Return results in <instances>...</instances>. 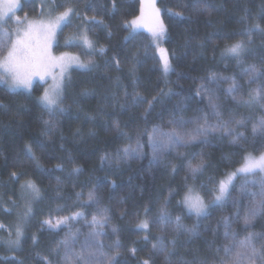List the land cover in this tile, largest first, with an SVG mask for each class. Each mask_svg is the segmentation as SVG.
<instances>
[{
	"label": "trees",
	"instance_id": "obj_1",
	"mask_svg": "<svg viewBox=\"0 0 264 264\" xmlns=\"http://www.w3.org/2000/svg\"><path fill=\"white\" fill-rule=\"evenodd\" d=\"M143 1L53 0L55 7L72 8L75 13L59 29L55 49L75 51L91 63L87 69L69 70L59 104L63 112L57 108L50 114L40 103L43 85L38 82L28 91H10L0 84V264H45L46 260L64 264L63 247L59 254L53 250L67 238L69 228L51 231L42 222H55L77 212L83 213V218L70 221L71 231L76 233L73 249L103 251L106 257L112 256L118 238L120 254L114 264H143L145 260L149 264H220L221 257L231 264L243 250L248 233L264 235V215L258 216L250 228L243 226L252 201L260 197L242 192L241 186L245 179L255 180L256 184L247 185V191L259 193V180L264 177L260 172L234 176L227 201L212 208L207 217L197 220L178 204L189 186L209 200L223 176L235 172L246 156L264 150V135H252L253 126L264 118V100L244 104L233 99H247L251 89L264 84V75L249 84L243 71L249 65L264 68V32L245 34L257 25L264 29V0H153L148 20L157 16V22L163 25L160 43L172 68L167 74L162 70L150 26L143 28L146 20L139 19ZM20 3L22 8L16 16L38 13L37 0ZM170 13H182L183 18ZM85 17L102 23L86 22ZM133 19L143 30L131 31L126 26ZM85 35L91 48L81 39ZM249 36L252 43L239 59L224 54L225 48L234 43H247ZM70 37L75 39L66 43ZM6 48L0 47V56ZM211 74L235 77L241 88L228 95L225 89L231 81H211ZM202 85L208 92L197 95ZM169 90L172 94H167ZM137 93L143 102L133 103ZM153 97L157 99L149 108ZM210 99L220 105L223 119L234 116L244 120V126L236 131L244 133L246 139L233 143L230 136L217 134L201 138L206 143L187 147L161 151L156 145L158 161L154 162L150 141L153 129L167 131L176 127L170 121H197L205 115L215 123ZM45 120L55 126L49 128ZM116 122L120 132L114 127ZM194 127L196 123H188L178 130L189 132ZM125 147L138 149L140 155L125 158ZM201 158L205 167L193 178L189 167ZM76 168L80 171L75 172ZM26 181L37 186L39 198L33 199L30 190L22 188ZM90 191L95 192L98 203H85ZM77 193L82 195L78 198ZM166 198L173 219L179 215L185 225L199 224V235L181 234L174 247L168 243L174 235L173 226L162 230L161 225L152 223ZM27 208L31 212L25 215ZM101 214L109 217L100 229L104 235L95 238L102 249L93 243L89 236L92 228L86 223ZM221 217L232 221L230 231L235 235L228 239L224 238L223 226L217 225ZM144 219L149 221L147 230L138 227ZM18 228L19 243L10 244L17 239ZM160 236L170 250L167 262L165 254L153 249ZM254 244L260 248L264 239ZM224 245L233 246L227 257ZM106 257L94 264H105ZM241 264L252 261L242 257ZM255 264L262 262L256 260Z\"/></svg>",
	"mask_w": 264,
	"mask_h": 264
},
{
	"label": "snow or ice",
	"instance_id": "obj_2",
	"mask_svg": "<svg viewBox=\"0 0 264 264\" xmlns=\"http://www.w3.org/2000/svg\"><path fill=\"white\" fill-rule=\"evenodd\" d=\"M7 8H0V22L6 21V19H10L12 14L22 8V4L20 0H6ZM89 7H92L89 5ZM196 11H207V9H196ZM158 15V10H156ZM75 14L74 9L68 8L64 12L60 13L55 17L54 20H49L47 22L41 21H28L27 15L23 19L17 17L16 23L23 24L25 21L28 23V27L26 30L21 31L19 29L16 30V39L11 42V47L8 48L7 55L5 57H0V69H3V72H0V84H6L10 91H14L20 88L29 89L32 86V76L40 75L41 79H43L42 71L59 67L61 70V78L58 80L56 77H53L55 81L53 86L50 89H46L44 94L39 98L40 103L49 110L50 114L53 110L59 108L61 92H62V78L65 69L73 62L79 64V67L87 69L90 64L89 63H79L75 58L60 56L54 57L50 52V44L51 40L55 35V32L58 28L61 27L62 24L68 21L70 15ZM170 15H174L179 18H183L182 13H170ZM86 22L91 23H102V21L96 20L94 17L88 18L85 17ZM136 21H133L130 25L127 24L128 27H134ZM253 31L264 32V29H260L259 26H254L245 31L247 35ZM2 32V36H0V47L8 46V39L10 34L6 30H0ZM164 33V28L162 24L157 23V26L152 29V35L154 40H159ZM75 39L74 37H70L66 43ZM81 39L83 42L91 48V42L87 39V36H82ZM252 43L251 36L247 43L244 41H240L234 43L225 48L224 54L231 55L235 58H240L245 51L247 50L248 45ZM103 51V49H101ZM163 70L164 73L172 71L171 64L167 58V56H163ZM118 66V62H117ZM244 73L248 76V83L251 84L259 79L262 75H264V68L257 67L256 65H249L244 70ZM211 81L217 80H230L231 83L225 89V93L231 95L237 92L241 85L236 81L235 77H217L216 74H211ZM208 89H206L203 85L201 89L197 92V95H201V93H207ZM164 94V93H162ZM172 94L171 90L169 93ZM127 96V93H125ZM143 97L138 93L133 97V103L143 102ZM157 97H153L152 101H149V108H151L153 101H155ZM233 99L236 100L237 103L244 104H253L257 103L260 100H264V84H261L255 89H251L248 93L247 99H238L233 96ZM210 105L213 109V115L217 117L215 123H210L207 119V115L201 118H197V121H186L184 119L173 120L170 123L176 125L167 131L160 130L158 128L153 129V134L150 136V141L152 143L154 152H153V161H158L157 148L156 145H160V150H170L176 146L187 147L191 144L203 142L206 143V138L210 135H226L232 138L233 143H239L240 140L246 139L244 133L237 132L236 129L244 126L243 119H236L234 116L225 120L222 117L221 112L219 111L220 105L213 99H210ZM61 112L64 111L63 108H59ZM203 120V123H200V120ZM45 125H48L49 128L54 127L55 125L51 121H44ZM188 123H196V127H194L189 132H181L178 129L183 127ZM115 129L120 132L119 123L116 122L114 124ZM123 134V133H122ZM252 135H264V118H262L257 124H255L252 128ZM28 154L31 156V148L27 149ZM123 155L125 158H137L140 153L138 149L133 150L128 147H125L123 150ZM102 160L106 159V157H102ZM59 167V166H58ZM205 167V162L203 158L199 161V163L195 165H190L189 173L195 177V175L202 171ZM75 172H79L80 169H74ZM258 172H264V153H261L260 156H246L244 159V163L241 165L239 169L235 172L230 173L226 180H222L219 182L218 187L214 188L213 191L215 195L211 200L205 201V199L196 191L195 188L189 186L187 191L185 192L183 198L178 201L179 205H182L189 215H194L197 220L207 217L211 214V209L217 205H221L225 203L230 196V188L229 185L232 183V178L238 174L249 176L256 175ZM14 178H17L16 173H12ZM255 180H247L245 179L244 183L241 186V191L251 195L253 197L259 196V199H254L251 203V207L248 212L243 217V226L245 229L250 228L253 225L254 220L260 216L264 215V177H261L259 180L260 184V192H248L247 185L256 184ZM23 189L30 190L32 198H39V189L32 181H26L24 185H22ZM82 194L77 193V197L79 198ZM171 195V193H170ZM86 204L89 203H98V197L96 196L94 191H90L88 193ZM169 203V199L166 198L161 205L159 214L154 218L152 223L159 224L162 227V230L167 225H172L171 231L173 232V237L169 240V244L173 247L177 243V239L181 234L187 233L193 236L199 235L198 228L199 224H194L192 226L185 225L182 222V217L177 215L174 219L171 214L167 210V205ZM105 210H101L103 213ZM146 212L148 209L145 210ZM31 212L30 208L26 209L25 215ZM83 218V213L77 212L72 216L62 217L56 219L55 222L51 219H46L42 222V225L47 226L51 231H57L62 227L69 228V233L67 238L61 240L56 249L53 250L55 254H59L60 248L64 249V264H94L101 257H106V254L103 251H90V250H82L75 251L72 247V244L76 240V233L71 231L70 221H75L77 219ZM109 217L101 214L99 217L93 216L91 221H86V223L92 228V231L89 233V236L93 239V243L99 245L102 249L103 245L100 241L95 238L100 235H104V233L100 230L102 229L108 222ZM231 219L229 217H221L217 221V225H222L224 228V238L228 239L229 236H234L235 233L230 231L231 228ZM139 228L147 230L149 228V221L147 219L141 220ZM207 230V228L205 229ZM115 232V229H113ZM215 233V230H213ZM79 229H77V233ZM20 230L17 229V239L13 241H9L10 244H18L19 243ZM147 239V237H145ZM257 239H264V235L250 232L245 238V241L242 242L243 250L238 252L235 257L232 258L231 264H241L242 257H247L252 261V264H255L256 260H260L262 264H264V244L261 245L260 248H256L254 242ZM158 243L153 245V249L160 253L165 254V261L167 262L168 256L170 255V250L168 246L164 243V237L160 236L157 238ZM35 241V237H34ZM90 247V245H89ZM114 248L117 249L114 255L107 256L105 260V264H114L115 259L119 256V239L115 241ZM232 245H224L223 251L225 257L232 250ZM217 253H219L220 248L216 249ZM45 264H50L49 261H45ZM143 264H149L148 260L143 261ZM180 264H188L187 261H181ZM206 264V262H205ZM220 264H229L228 261L225 260L224 257L220 258Z\"/></svg>",
	"mask_w": 264,
	"mask_h": 264
},
{
	"label": "rangeland",
	"instance_id": "obj_3",
	"mask_svg": "<svg viewBox=\"0 0 264 264\" xmlns=\"http://www.w3.org/2000/svg\"><path fill=\"white\" fill-rule=\"evenodd\" d=\"M37 1L39 3L38 13L36 15L27 16L28 21H41V20H43V21L47 22L49 20H54L57 15H59L60 13H62V12H64L66 10V7H64V8H57V7H55L53 0H37ZM20 2H21V0H20ZM152 6H153V0H144L143 1V4H142L141 16L139 18L140 20H143V19L146 20V21H144L143 28L146 29V27L149 25L150 26L149 32H150L151 35H152V29L154 27H156V26H153V22H154V24L158 23L157 22L158 21L157 20V16L156 17L151 16L150 17V20H148L149 14H150V12L152 10ZM0 8H4V9L7 8V2H6V0H0ZM156 10L157 9H156V6H155V11ZM16 12L17 11H15L12 14V16H11L10 19H6V21L0 22V26H1V28H3L1 30H6L10 34V37L8 39V46H7L6 50H5V52L0 57H5L7 55L8 48L11 47V42L17 38L16 37V30L19 29L21 31V34H22L23 31L26 30L27 27H28L27 21H25V23L19 24V25L16 23L17 17H19L20 19H23L25 17V14H24V16H16L15 15ZM158 17L160 18V12H159V10H158ZM135 19H133L132 21H134ZM146 24H148V25L146 26ZM139 27H140V23L137 22L134 25V27H131V31L141 30L142 28H139ZM60 28H58L56 30L55 35H54V37L51 40L50 52H51L52 56H54V57H60V56L63 55V56L75 58V60H78L79 63H89L90 62L89 59L82 58L79 55V53H77L75 51H70V50H61V51H58V50L55 49V44H56V40H57V34H58V31H59ZM1 34H2V32H1ZM152 37H153V35H152ZM161 38L159 40H154V38H152V39H153V42H154V45H155V48H156V52H157V55L159 57V60H160V63H161V67H162V70H163V59H162V57L166 55L167 58H168V60H169V56H168V53L166 52L163 44L160 43ZM89 64L91 65V63H89ZM72 68H81V67H79V64L78 63L73 62V63H71L65 69V71L63 73V78H62V91H63V85H64L65 79L67 77V74H68L69 70L72 69ZM82 69H84V68H82ZM0 72H3V69H0ZM42 75H43V79H41V76L40 75H34V76H32V84L34 82H38V83H40V84L43 85V89L41 91V94H40L39 98L44 94V92H45L46 89H50L53 86V84L55 82L53 80V77H56L58 80L61 78V70H60L59 67L49 68V69H46V70L42 71ZM20 89L26 90V91L30 90V88L29 89L20 88ZM61 95H62V92H61ZM261 153H264V150ZM261 153H259L258 155L254 156V157L260 156ZM244 159H243V163H244ZM240 167L241 166L239 165L237 167V169H239ZM231 173H233V172H231ZM260 173L262 175H264V172H260ZM229 174L223 176V178L220 181L226 180V178L228 177ZM218 185H219V183L217 184L216 187H218ZM214 195H215V193L212 195V197ZM212 197L209 200H211ZM205 201H208V200H205Z\"/></svg>",
	"mask_w": 264,
	"mask_h": 264
},
{
	"label": "bare ground",
	"instance_id": "obj_4",
	"mask_svg": "<svg viewBox=\"0 0 264 264\" xmlns=\"http://www.w3.org/2000/svg\"><path fill=\"white\" fill-rule=\"evenodd\" d=\"M37 4V3H36ZM170 179V178H169Z\"/></svg>",
	"mask_w": 264,
	"mask_h": 264
}]
</instances>
